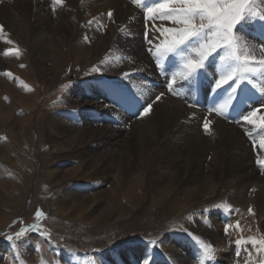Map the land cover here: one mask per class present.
Returning a JSON list of instances; mask_svg holds the SVG:
<instances>
[{"label":"bare ground","instance_id":"bare-ground-1","mask_svg":"<svg viewBox=\"0 0 264 264\" xmlns=\"http://www.w3.org/2000/svg\"><path fill=\"white\" fill-rule=\"evenodd\" d=\"M137 4L134 7L133 0H62L61 4H53L52 0H0V23H16L19 30L15 31L18 34L15 39L27 50L25 56H18L25 64L20 65L16 58H11L8 64L14 67V73L22 75L18 67L28 71L30 64L26 62V57L32 52L42 61L58 58L62 49L68 46H64V42L71 34L72 19L80 17L84 23H79L71 34L73 45L68 57L73 58L75 67H78V59H89L98 71L91 70L93 75L78 81L71 88L75 101L70 100L69 94L63 96L64 101L71 102L73 106L60 110L57 113L59 117L53 115L49 122L56 121L60 135L67 143L87 144L88 165L95 163L97 170L105 173V178L112 179L110 193L105 194L111 205L119 199L138 201L148 197L152 209H158L160 219L167 221L171 231L157 241L161 245L168 242V246L170 244L173 248L162 253L168 255V261L157 259L156 264H200L201 261L213 264L203 255L201 244L193 236L202 243L212 245L214 264H258L260 254L250 253L247 248L241 251L239 257L236 256L237 246L227 243L224 227L231 222L228 233L234 235L237 222H244L245 226L256 222L258 229L264 230V172L256 164L258 158L264 159V148H261L264 131L260 130L259 121L256 125L230 122L238 113L246 114L250 110L246 107L238 109L234 117L218 116L215 111L208 113L209 107L219 108L227 99L226 92L214 100L210 89L206 94L198 84L177 77L172 88L179 96L173 94L168 83L178 65L165 61L169 68L167 77L157 69L155 58L147 51L149 45L145 42L147 13L146 10L141 11L144 7L138 9ZM91 10L92 20L85 15ZM109 11L113 12L111 19L107 15ZM256 11L264 12V0H257ZM165 27L173 25L159 19L150 20L149 39L159 37L155 42L162 41L161 32ZM246 34L254 47L264 44V34L257 36L260 34L258 26L246 29ZM219 69L217 56L206 70L207 78L201 76L200 80L207 85L213 77L219 78ZM84 70L88 71V67ZM55 79L56 76H51L50 83L56 82ZM250 79L252 84L245 81L242 87L252 96L251 107L255 108L264 104V93L260 92L264 88V77ZM30 82L35 89L32 93L27 90V85L22 84L20 89L13 90L9 82L0 79L1 122L10 119L3 110L5 102L13 107L12 112L35 110L39 92L35 86L37 82L34 79ZM41 87L45 90L47 85L42 84ZM157 95L161 96L159 101L155 100ZM84 101L86 105L82 106ZM149 103H152L150 113L138 116L137 113ZM189 103L193 106L189 107ZM260 115H264V107L257 113L258 117ZM205 118L211 121L207 133L202 127ZM14 120L13 116L11 122ZM85 120L91 125H85ZM27 125L28 120L21 119L16 133L11 123L7 135L13 140L12 147H26L31 152ZM123 134L126 135L125 140H120ZM155 154L159 164L152 184L151 180L148 183L144 177L146 173L139 167L147 164ZM129 170H133L134 176L128 173ZM74 172L67 173V178L74 176ZM135 181L138 193L134 191ZM38 194L40 197L37 196L34 201L48 213L46 224L49 227L61 225L55 221L59 215L48 201L52 193L41 188ZM191 207L195 208V216L188 224L186 212ZM249 208L253 210L251 215ZM244 230V233L248 231L247 228Z\"/></svg>","mask_w":264,"mask_h":264},{"label":"rangeland","instance_id":"rangeland-1","mask_svg":"<svg viewBox=\"0 0 264 264\" xmlns=\"http://www.w3.org/2000/svg\"><path fill=\"white\" fill-rule=\"evenodd\" d=\"M137 2L133 3L134 7ZM150 4L151 0H143L137 4V8L144 7L141 10L144 11ZM38 5L41 6L40 3ZM91 13L93 10L86 11L87 18ZM80 19V17L72 19L71 34L75 32L76 26L83 22ZM0 26H3V31H0V79L9 82L13 90L20 89L22 84L23 86L27 85V90L30 93L35 91L30 82L34 79L39 92L35 110L12 112L13 107L5 102L6 106L3 110L10 116V119L4 122L0 121V159H3L0 160V225L6 223L4 226H0V264H145V260L148 261V264H156L157 259L168 261V255L162 253L172 246L170 244L168 246V242L161 245L157 240L168 236L171 230L168 228L167 221L160 219L157 213L158 209H152L151 200L148 197L138 201L119 199L116 201L117 204L111 205L105 194L110 193L112 179L105 178V173L98 171L95 163L88 165L87 144L81 145L70 141L67 143L66 139L60 135L56 121L49 122L53 115L59 117L57 113L60 110H67L73 106L71 102L69 104L65 102L63 96L66 97L69 94L71 101L76 100L75 96L70 93L71 88L78 81L84 80L93 73L91 72L95 67L93 62L80 58L78 67H75L73 58L68 57L73 45V37L70 34L66 38L67 41L64 42V46H67L66 44L68 46L62 49L58 58L54 60L48 58L42 61L33 52L27 53L26 62L30 64L29 69L24 71L25 69L18 67L23 74L17 75L13 71L14 67L9 65L8 61L16 58L20 65L21 63L25 64L20 61L18 56H23V54L25 56L27 50L21 47L22 45L15 39L18 37L16 32L19 30L16 23L2 22ZM260 35L261 31L257 36ZM20 39L23 40L22 37ZM23 43L24 41H22ZM25 46L28 47V45ZM6 51L10 52V55L5 56L4 52ZM54 66L56 67L54 68ZM85 67H88L90 73L86 70L82 71ZM7 75L9 76L7 77ZM51 76H56V82L50 83ZM42 84L47 85L46 91L41 87ZM81 105H86L85 101ZM227 111L226 116H236V111H232L231 108ZM13 116L15 120L11 122ZM23 118L28 120L31 152L27 151L26 147L17 145L12 147L13 140L7 135V129L11 123L15 129L14 132L17 133L19 122ZM84 123L91 125L88 120H85ZM122 136L120 140H125L126 135ZM158 164L157 154H155L148 159L147 164L143 163L139 167L143 168L146 173L144 177L148 179V183L150 180L152 184L154 183ZM72 170L75 171L74 176L67 178V173ZM128 173L134 176L133 170H129ZM18 174L20 175L18 176ZM134 186L135 191V188L137 189L136 181ZM41 188L52 193V197L48 201H51L54 212L59 215L58 218L55 217V221H59L61 225L49 227L46 224L48 213L34 201L39 196ZM135 192L138 193L137 190ZM93 193H98V196ZM74 195H77L78 199ZM75 205L76 207L73 208ZM38 210L42 213L39 218L36 217ZM194 211L195 208L191 207L186 212V214L188 213V224L194 220ZM244 224V222H239L240 226L235 227V230L238 231L237 234L236 231L234 235L225 234L229 245L237 246L235 244L237 239L264 237V230L258 229L256 222H252L251 226ZM32 225H36L40 231L44 232L46 238L39 236L37 232H29L24 238L16 241L18 247L13 248L7 237L15 238V233L21 227ZM243 228H247L248 231L244 233L246 230ZM241 248L251 250L250 253L256 252L250 244L241 246ZM258 254L261 259L264 258V253ZM145 256L146 258H144Z\"/></svg>","mask_w":264,"mask_h":264},{"label":"snow or ice","instance_id":"snow-or-ice-1","mask_svg":"<svg viewBox=\"0 0 264 264\" xmlns=\"http://www.w3.org/2000/svg\"><path fill=\"white\" fill-rule=\"evenodd\" d=\"M136 2L137 0H133V3ZM52 3L61 4L62 0H52ZM256 7L257 0H151L150 6H146L144 35L145 42L149 45L147 51L154 56L156 67L161 74L166 77L169 74L165 61H169L173 66L178 65L177 71L172 74L171 82L168 83V88L173 94L179 96V93L172 88L177 77L198 84L206 94L210 89L214 100L219 99L226 92L227 99L219 108L209 107L208 113L215 111L218 116H226L229 108L237 111L246 107L250 109L246 111V114L238 113L236 118L230 119V122L240 123L242 121L246 125H256L259 121V128L264 131V115L257 116L264 104L252 108V96L242 87L245 81L252 84L250 77H264V44L259 48L254 47L249 43L246 34V29L255 26H258L264 34V12H257ZM107 15L111 19L113 12L109 11ZM156 19L168 21L173 25V27L163 28L161 32L163 39L159 43L155 42L159 37H153L150 40L148 33L149 21ZM0 31H3V26H0ZM4 55L8 56L10 52L6 51ZM217 56L220 61L219 78L213 77V80L205 85L200 77L207 78L206 70ZM92 71H98V69L93 68ZM252 86L256 87L255 84ZM260 92L264 93V88H261ZM160 99V95L155 97L156 101ZM192 106L193 104L189 103V107ZM151 109L152 103H149L137 115L147 116ZM210 123L211 121L205 118L202 125L205 133L209 131ZM261 148H264V139L261 141ZM256 164L264 172V159L258 158ZM249 214H253L251 208H249ZM41 215L42 213L38 210L36 217L39 218ZM239 226L237 222L236 227ZM230 227H232L231 222L225 224L226 235ZM29 232H37L39 236L45 237L44 232L40 231L36 225H32L21 227L15 233V238L8 236L7 239L12 247L16 248L18 247L16 241L24 238ZM192 238L201 244L203 255L214 264L212 245L202 243L195 236ZM235 244L237 245V257L240 256L242 250H245L241 246L249 244L257 253H264V237L237 239ZM145 264H148L147 260ZM200 264L204 262L201 261ZM258 264H264V258L260 259Z\"/></svg>","mask_w":264,"mask_h":264}]
</instances>
